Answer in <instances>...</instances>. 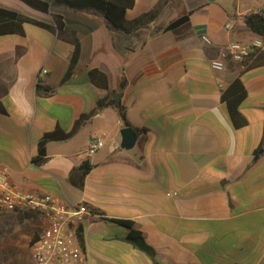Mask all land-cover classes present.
<instances>
[{
	"label": "crops",
	"instance_id": "obj_1",
	"mask_svg": "<svg viewBox=\"0 0 264 264\" xmlns=\"http://www.w3.org/2000/svg\"><path fill=\"white\" fill-rule=\"evenodd\" d=\"M158 2L135 0L127 16ZM0 8L52 22L19 0H0ZM52 9L78 37L76 73L61 82L73 47L56 32L25 23V35L0 36V100L7 110L0 114V143L16 162L0 158V168L19 190L87 205L77 264H264V65L243 71L223 53L228 42L256 39L264 52V37L244 20L264 15V0H166L135 51L101 13ZM186 12L188 22L155 32ZM212 60L222 69H213ZM91 68L107 74L110 91L125 80L118 93L129 126L113 104L97 109L107 91L89 81ZM237 77L247 92L243 128L232 127L220 100ZM81 113L89 114L81 128L47 142L45 159L36 164L41 135L57 125L70 129ZM125 126L136 135L131 149L120 146ZM99 134L104 146L85 154L89 138ZM83 162L91 169L75 188L68 175ZM137 237L150 252L131 239Z\"/></svg>",
	"mask_w": 264,
	"mask_h": 264
},
{
	"label": "trees",
	"instance_id": "obj_2",
	"mask_svg": "<svg viewBox=\"0 0 264 264\" xmlns=\"http://www.w3.org/2000/svg\"><path fill=\"white\" fill-rule=\"evenodd\" d=\"M21 3L27 5L30 8L37 10L38 12L50 14L52 16L51 23L39 21L33 17L20 14L18 11L10 10L6 8H0V36L9 34H18L20 36L25 35L23 25L25 23L37 25V27L56 32L60 39L70 43L73 47L71 56H69V64L67 71L62 76L61 82L68 81L72 75L76 73V66L80 56V43L74 30H69L65 27L63 18L64 16L53 10V6L66 7L75 11H88L94 10L99 12L105 18L107 26L111 30L119 31V34L124 38V46L127 50L135 51L142 47L147 39L146 31L147 24L155 21L159 12V6L161 2L156 3L154 7L146 12L139 14L138 16L131 18L127 16V10L132 9L135 0H19ZM191 12L181 14L174 20L166 23L165 25L158 27L156 33L161 31H171L179 27L185 22H188ZM245 25L250 28L255 34L264 37V15L261 12H253L245 16ZM244 70L251 69L258 65H264V52L261 48L257 49L254 53L249 55L245 60L240 62ZM89 81L96 88L106 90L107 93L97 100V109L103 108L108 105H112L115 99V95L120 92L124 85L125 80L119 81L115 90L110 91L107 74L100 69L91 68L88 72ZM38 89H44L51 91L50 87H40ZM247 92L241 81L240 77L234 79L221 93L220 100L225 108L227 119L233 128H243L247 125L245 116L241 113L240 105L246 98ZM6 108L0 100V114H6ZM119 116L124 125H128L125 119V107L119 106ZM88 113H81L74 121L70 129H64L60 125H57L54 129L44 132L39 141L37 154L33 157V161L36 164H41L46 156V144L49 141H62L73 136L81 126L88 119ZM138 132L139 130L136 129ZM260 148L264 150V138L260 143ZM91 169L90 164L83 162L78 167L72 169L68 175V180L75 188H81L84 185V177L87 171ZM119 224L125 225L126 228H131L132 223L125 220L115 221ZM78 239L80 247L83 250L84 237L83 229L78 226ZM37 238V234L33 233L29 238V246ZM137 243V246L144 249L145 252H150V248L146 246L141 237L131 238Z\"/></svg>",
	"mask_w": 264,
	"mask_h": 264
},
{
	"label": "built area",
	"instance_id": "obj_3",
	"mask_svg": "<svg viewBox=\"0 0 264 264\" xmlns=\"http://www.w3.org/2000/svg\"><path fill=\"white\" fill-rule=\"evenodd\" d=\"M231 28L230 23L225 24ZM206 44L209 39L202 35ZM262 48V40L256 39L247 44L228 42L224 53L235 62L245 60L257 49ZM213 69H222L220 60H212ZM44 73L46 70L43 71ZM104 135H93L89 138L84 153L93 155L104 146ZM32 212L40 224L34 228L36 240L30 244L32 264H77L82 259L83 250L78 239V226L81 225L89 209L84 203L70 204L63 202L52 194L33 193L19 190L10 181L5 168H0V214L9 211Z\"/></svg>",
	"mask_w": 264,
	"mask_h": 264
},
{
	"label": "rangeland",
	"instance_id": "obj_4",
	"mask_svg": "<svg viewBox=\"0 0 264 264\" xmlns=\"http://www.w3.org/2000/svg\"><path fill=\"white\" fill-rule=\"evenodd\" d=\"M8 148L0 143V158L16 163ZM39 224L40 219L28 210L0 214V264H32L28 236Z\"/></svg>",
	"mask_w": 264,
	"mask_h": 264
},
{
	"label": "water",
	"instance_id": "obj_5",
	"mask_svg": "<svg viewBox=\"0 0 264 264\" xmlns=\"http://www.w3.org/2000/svg\"><path fill=\"white\" fill-rule=\"evenodd\" d=\"M121 95H122L121 93H117L115 95V99L113 102V105L118 109L120 106L119 99H120ZM120 136H121L120 146L122 148L131 149L134 146L135 140H136V135H135V132L132 128H130L128 126H125L124 128H122L121 132H120Z\"/></svg>",
	"mask_w": 264,
	"mask_h": 264
}]
</instances>
